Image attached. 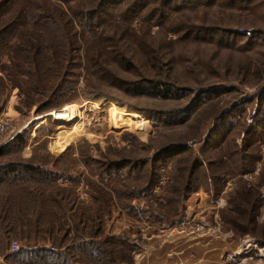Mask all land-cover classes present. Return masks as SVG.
Returning <instances> with one entry per match:
<instances>
[{"label":"rangeland","instance_id":"374dc122","mask_svg":"<svg viewBox=\"0 0 264 264\" xmlns=\"http://www.w3.org/2000/svg\"><path fill=\"white\" fill-rule=\"evenodd\" d=\"M27 1L0 18H22L0 43V167L47 176L0 185V264H264V0H140L95 29L30 22Z\"/></svg>","mask_w":264,"mask_h":264},{"label":"trees","instance_id":"16d2710c","mask_svg":"<svg viewBox=\"0 0 264 264\" xmlns=\"http://www.w3.org/2000/svg\"><path fill=\"white\" fill-rule=\"evenodd\" d=\"M14 0H0V18L2 16H5L7 13L11 11V6L14 4ZM59 2H55V0H28L27 1V7L24 4V6L19 10L18 14H23L22 16H25V19L29 20L30 22H37L42 23L46 22L48 26L54 25L56 23L57 25V15L58 13H63V15H68L70 12L72 13L73 18H77L79 21H81L85 25V27H93L95 29L96 27H99L101 24H103L104 18L109 16H115L122 20H129L134 15H138L143 10V4L140 2V0H135L134 2H131L128 5H121L122 2L119 0H94V4L90 7H87L85 5H71V0H57ZM82 0H76V2H80ZM60 2L62 5H60ZM59 3V4H57ZM68 9V10H67ZM73 18H71V21L73 22ZM22 18H14L12 19L9 24L4 27V29L0 30V43L5 42V31L9 28L16 27L19 24V21ZM70 19V17H69ZM45 25V24H43ZM9 42L6 41V44ZM120 62L125 63V59H120ZM128 61V60H127ZM117 79V78H116ZM151 93L156 97L161 98H170L172 97V88L171 84L168 83H162L161 81H151ZM259 128L254 127L252 130L248 131V133L253 137V139L257 136L258 140H261L260 137L264 135V133H261L258 131ZM232 129V128H231ZM224 136V135H223ZM228 136L224 137L222 144L227 141ZM23 138V135H17V137L14 139V142H18ZM21 142V141H20ZM250 142V141H249ZM252 142H250L251 144ZM222 144L220 146L222 147ZM248 145V144H247ZM235 149H229L227 154L220 155L221 157H237L239 154H241V149H238V145H234ZM6 147H0V157L4 156L6 153ZM184 146L177 144L173 146H169L168 148H164V150H171L172 153H170V156H173L175 158L176 154H180L184 151ZM187 149H189L188 146H186ZM231 148V147H230ZM164 151V152H165ZM167 152V151H166ZM165 152V153H166ZM172 154V155H171ZM244 154V152L242 153ZM244 156V155H243ZM205 161L201 159H195L191 165V167L188 168H182L180 171H188L189 179L186 183L187 190L194 189V181L197 180L196 175L199 173L200 170L204 172V174L207 176V171L205 172ZM23 164V165H22ZM211 165L213 163H210ZM203 168V169H201ZM36 173V175L46 177L47 174L43 169H41L39 166L34 165L33 163H17V162H10L6 165H2L0 167V185L2 184H10L11 182H15L19 180L21 177H23L25 174L29 175L30 173ZM209 178V176H207ZM61 249V248H59ZM50 254L54 255L56 258L64 257L63 253L60 250H57V248L53 247L51 249H48ZM39 252L38 250L33 249H19L18 251L12 253L10 256L14 258L15 260L19 261H26L29 262L30 259H33L32 256L37 257L36 253ZM44 256V255H42ZM42 261V257H39ZM64 262V261H63ZM31 263V262H30ZM66 264V263H65Z\"/></svg>","mask_w":264,"mask_h":264},{"label":"built area","instance_id":"2783aa9c","mask_svg":"<svg viewBox=\"0 0 264 264\" xmlns=\"http://www.w3.org/2000/svg\"><path fill=\"white\" fill-rule=\"evenodd\" d=\"M1 126H2V124H1ZM19 249H20L19 243L15 242L12 244V250L13 251H18Z\"/></svg>","mask_w":264,"mask_h":264},{"label":"bare ground","instance_id":"6f19581e","mask_svg":"<svg viewBox=\"0 0 264 264\" xmlns=\"http://www.w3.org/2000/svg\"><path fill=\"white\" fill-rule=\"evenodd\" d=\"M51 114H52V113H51ZM79 128H80V127H77V129H79ZM77 129H76V130H77ZM77 132H78V131H77Z\"/></svg>","mask_w":264,"mask_h":264}]
</instances>
